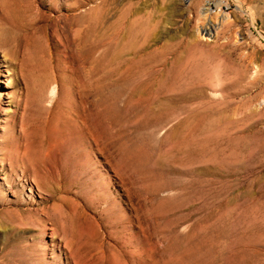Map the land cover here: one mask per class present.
<instances>
[{
	"label": "rangeland",
	"instance_id": "rangeland-1",
	"mask_svg": "<svg viewBox=\"0 0 264 264\" xmlns=\"http://www.w3.org/2000/svg\"><path fill=\"white\" fill-rule=\"evenodd\" d=\"M0 264H264V0H0Z\"/></svg>",
	"mask_w": 264,
	"mask_h": 264
},
{
	"label": "bare ground",
	"instance_id": "bare-ground-1",
	"mask_svg": "<svg viewBox=\"0 0 264 264\" xmlns=\"http://www.w3.org/2000/svg\"><path fill=\"white\" fill-rule=\"evenodd\" d=\"M224 22V21H223ZM221 24V23H220ZM215 25V24H214ZM210 26V25H209ZM211 27V26H210ZM210 27H208L206 24L205 26H202L200 29H199V32L201 33H208V30L210 29Z\"/></svg>",
	"mask_w": 264,
	"mask_h": 264
},
{
	"label": "built area",
	"instance_id": "built-area-1",
	"mask_svg": "<svg viewBox=\"0 0 264 264\" xmlns=\"http://www.w3.org/2000/svg\"><path fill=\"white\" fill-rule=\"evenodd\" d=\"M222 7L220 6V9H221ZM226 8H227V6H226Z\"/></svg>",
	"mask_w": 264,
	"mask_h": 264
}]
</instances>
